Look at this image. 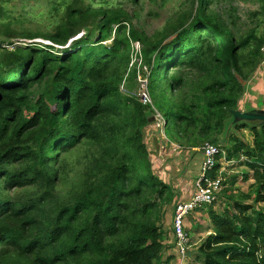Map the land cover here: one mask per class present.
<instances>
[{
	"label": "trees",
	"instance_id": "trees-1",
	"mask_svg": "<svg viewBox=\"0 0 264 264\" xmlns=\"http://www.w3.org/2000/svg\"><path fill=\"white\" fill-rule=\"evenodd\" d=\"M6 1L0 264H163L161 212L178 193L154 172L146 144L158 138L146 132L157 115L169 143L223 141L225 159L241 155L252 171L243 198L252 200L236 203V215L210 214L201 264H264V122L231 114L260 65L264 33L241 29L221 0H180L168 12L170 0H70L51 31L29 32L13 27ZM160 17L159 27L148 23ZM134 44L151 103L121 91L137 80ZM246 129L252 143L234 135Z\"/></svg>",
	"mask_w": 264,
	"mask_h": 264
},
{
	"label": "rangeland",
	"instance_id": "rangeland-1",
	"mask_svg": "<svg viewBox=\"0 0 264 264\" xmlns=\"http://www.w3.org/2000/svg\"><path fill=\"white\" fill-rule=\"evenodd\" d=\"M102 1L94 0L93 3L97 7ZM106 1L116 4L122 0ZM179 1L170 0L166 4L165 12L175 7ZM68 2L70 0H7L5 7L11 13L10 15L14 17L13 21L15 23L13 27L15 29H26L29 32L37 31L39 33H45L46 31H51L57 23ZM220 5H223V8L225 7L226 9L232 7L235 10L237 22L244 31L249 29L254 31L256 29L258 35L264 33V0H221ZM161 20V17L150 18L148 23L156 28L160 26ZM82 35L83 32L72 40L79 39ZM95 39L96 37L92 38V40ZM13 42H17V44L18 42L23 44L34 42L44 46H52L51 42L44 39L31 41L16 39ZM70 44L71 41L62 48L58 46H55V48L61 52L63 49L69 48ZM139 48L137 44L133 45L134 52L131 61V63L137 64V80L133 84L131 91L124 87H121V91L126 95L130 92V95L142 100V94H148L147 77L145 76V74L147 75V71L145 68L143 70L141 69V61L137 58ZM261 57L262 60L257 71L249 79L246 92L238 102V110L245 113L250 112L254 115L259 114V116H261L260 114H264L261 113L264 112V47L261 49ZM155 120H157V123L148 128L146 132L149 130L156 132L161 130L160 126L162 121L159 115L155 117ZM231 132L233 133V131ZM234 135L238 139L252 143V137L248 129L236 132ZM154 137L158 138L155 139L148 135L146 142L151 153L154 172L159 175L165 184L173 186L174 191L178 193L175 201L164 207L161 212L163 213L161 230L164 235V245L166 246L163 251L162 263L165 264L166 259L171 257L169 264H201L203 258L200 256L198 249L210 235H213L214 231L212 228L213 218L210 214L213 212L215 215H222L225 211H228L229 215H236L238 214V210L235 208L236 203L250 202L252 200V194L251 200L243 199L244 196H247L251 192V187L254 185L252 171L244 163L248 159L240 155L237 159L232 160V164L218 165L220 170L216 174V177H219L222 181V191L210 207H203L202 209L191 212L190 214L192 215L185 220V231L189 239L190 248L182 256L176 247H174L175 242L172 232L173 209L177 202L187 199L190 196L193 190V183H195L201 168L202 147L205 144L211 143L206 142L199 148H190L186 145L179 146L178 148L177 145L169 143L161 133ZM224 145L222 141L219 147L223 148ZM261 207H264V205ZM248 215H251V212H248Z\"/></svg>",
	"mask_w": 264,
	"mask_h": 264
},
{
	"label": "built area",
	"instance_id": "built-area-1",
	"mask_svg": "<svg viewBox=\"0 0 264 264\" xmlns=\"http://www.w3.org/2000/svg\"><path fill=\"white\" fill-rule=\"evenodd\" d=\"M141 101L144 104L151 103L149 95L146 93L142 94ZM225 156V152L219 146L205 144L202 147L201 168L195 183H193V190L187 199L177 202L174 206L172 223L174 247L182 256L190 248L185 231V220L192 215L191 212L210 206L217 200L222 191V181L219 177H216L220 170L217 169V166L232 164V160L227 161ZM215 172L216 174L213 175Z\"/></svg>",
	"mask_w": 264,
	"mask_h": 264
},
{
	"label": "water",
	"instance_id": "water-1",
	"mask_svg": "<svg viewBox=\"0 0 264 264\" xmlns=\"http://www.w3.org/2000/svg\"><path fill=\"white\" fill-rule=\"evenodd\" d=\"M232 116L234 117V120L240 119V120H245V121H262L264 122V115H253V114H247L243 113L241 111H232L231 112ZM161 131H158L155 133V136L159 135Z\"/></svg>",
	"mask_w": 264,
	"mask_h": 264
},
{
	"label": "crops",
	"instance_id": "crops-1",
	"mask_svg": "<svg viewBox=\"0 0 264 264\" xmlns=\"http://www.w3.org/2000/svg\"><path fill=\"white\" fill-rule=\"evenodd\" d=\"M252 92H253V89H252ZM239 109V108H238ZM256 109V108H255ZM238 111H240V110H238ZM242 112V111H241ZM243 113H245V112H243Z\"/></svg>",
	"mask_w": 264,
	"mask_h": 264
}]
</instances>
